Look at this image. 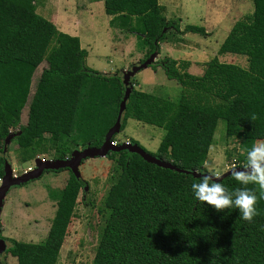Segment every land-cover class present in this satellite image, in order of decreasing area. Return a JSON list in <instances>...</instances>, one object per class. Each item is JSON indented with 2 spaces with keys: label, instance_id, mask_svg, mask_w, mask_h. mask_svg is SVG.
<instances>
[{
  "label": "trees",
  "instance_id": "16d2710c",
  "mask_svg": "<svg viewBox=\"0 0 264 264\" xmlns=\"http://www.w3.org/2000/svg\"><path fill=\"white\" fill-rule=\"evenodd\" d=\"M41 1L0 0V107L6 125L2 136L5 141L9 132L15 135L21 163L49 152L52 160H62L78 148L100 147L125 91L121 74L88 68L79 38L56 30L45 52L46 68L29 100L37 66L12 47ZM103 1L111 17L109 27L137 36L145 50L141 63L159 54L160 44L181 43L178 35H207L195 25L181 30L180 19L168 20L158 0ZM252 3V13L235 22L218 49V55L247 58L246 68L214 57L196 76L180 72L177 61L168 57L150 64L181 86L177 100L137 90L130 83L119 132L128 119L162 129L157 153L151 155L187 173L157 167L127 151L109 152L106 157L115 162L116 176L103 201L109 214L91 264H264V199H258L259 215L250 223L239 210L217 212L191 191L200 179L191 172L204 171L219 120L225 122V137L239 140L245 155L257 140H264V0ZM26 105L27 120L22 124ZM3 149L4 142L0 176L6 159ZM68 172L64 187L52 198L56 210L45 240L12 241L8 247L6 253L17 264L57 263L83 187L82 179ZM219 182L229 191L241 187L232 174ZM248 187L259 198L257 186Z\"/></svg>",
  "mask_w": 264,
  "mask_h": 264
},
{
  "label": "rangeland",
  "instance_id": "374dc122",
  "mask_svg": "<svg viewBox=\"0 0 264 264\" xmlns=\"http://www.w3.org/2000/svg\"><path fill=\"white\" fill-rule=\"evenodd\" d=\"M158 3L165 8L168 20L180 19L181 30L186 25H195L203 27L207 35L185 33L177 36L183 39L181 43L160 44L159 54L153 63L168 57L177 61L180 72L189 68L188 72L197 76L203 73L205 63L214 57L222 63L247 67V58L218 55V49L235 22L252 13V0H158ZM110 19L105 14L103 0L41 1L36 11L29 14L24 29L16 34L12 47L16 55L37 66L32 76L29 100L41 71L46 68L45 52L51 46V36L56 30L79 38L80 46L87 52L85 65L98 73H119L122 76L133 65H140L145 50L141 49L137 36L110 28ZM130 83L137 90L170 100H177L182 91L179 84L166 78L159 66L140 70ZM27 110L28 105L21 113L22 124L26 122ZM5 131L0 107V144L4 142L2 135ZM163 134L162 129L128 119L126 127L116 134L113 142L120 145L134 141L148 153L156 154ZM11 135L9 132L8 136ZM14 138L10 139L4 157L14 170L12 175L19 177L29 168H35V159L21 163V152ZM52 158V152L38 157L41 160ZM246 162L240 141L226 138L225 122L219 120L204 171L197 173L213 175L220 171L223 175L233 169L244 168ZM78 170L83 187L77 196L74 216L56 264H91L100 231L109 214L103 207V201L116 176L115 162L107 157L88 158ZM68 177V170L45 171L38 179L8 190L0 212L1 237L8 246L12 241L42 243L45 240L56 210V201L51 203L52 198L55 191L64 187ZM0 264H17V260L5 253L0 256Z\"/></svg>",
  "mask_w": 264,
  "mask_h": 264
},
{
  "label": "water",
  "instance_id": "95a60500",
  "mask_svg": "<svg viewBox=\"0 0 264 264\" xmlns=\"http://www.w3.org/2000/svg\"><path fill=\"white\" fill-rule=\"evenodd\" d=\"M158 56V53L155 52L149 56L147 60H145L140 65H133L130 69H127L122 74V83L125 88L124 96L122 101L119 104V109L117 112L116 119L113 125L108 129L104 136V141L100 147H86L83 149H76L74 150L70 157L66 159H56V160H41L36 158L35 159V168L32 171H28L19 177H13L12 175V168L11 164L8 162L7 159H4V167H3V178H2V185L0 187V212L3 207V200L11 187H18L22 186L30 181L36 180L45 171H58L67 169L69 170L76 179H80L81 175L78 170L81 163L88 158H96V157H106L109 152L119 153L121 151H127L129 153L139 155L145 162L156 165L157 167L168 169V170H175L177 172H185L180 169L175 168L170 163L163 162L156 157L152 156L150 153L145 151L142 147H140L136 143H122L120 145H115L112 143V138L114 135L118 134L123 121V116L126 109V102L130 94V80L133 76L139 72L140 70L149 67L150 64L153 63V60ZM15 135L8 136L4 141V149L3 154L7 151V145L11 138ZM237 171L244 170V168L235 169ZM187 173V172H185ZM194 177H201L207 173H197L191 172ZM232 174V170L226 174L221 176V179L226 175ZM209 175V174H207ZM8 244L6 241L1 237V225H0V256L4 255L7 252Z\"/></svg>",
  "mask_w": 264,
  "mask_h": 264
},
{
  "label": "clouds",
  "instance_id": "9594fccd",
  "mask_svg": "<svg viewBox=\"0 0 264 264\" xmlns=\"http://www.w3.org/2000/svg\"><path fill=\"white\" fill-rule=\"evenodd\" d=\"M255 118V116L252 117V119ZM246 161L244 170H232L234 180L241 187L229 191L219 182L222 176L220 171L213 175L205 174L200 177L199 182L191 185L195 199L214 208L217 212L235 208L242 214L241 218L244 221L251 223L259 215L258 199H264V140H257L251 148L246 150ZM249 185L257 186L259 198L256 192L248 187Z\"/></svg>",
  "mask_w": 264,
  "mask_h": 264
},
{
  "label": "crops",
  "instance_id": "0c3cea01",
  "mask_svg": "<svg viewBox=\"0 0 264 264\" xmlns=\"http://www.w3.org/2000/svg\"><path fill=\"white\" fill-rule=\"evenodd\" d=\"M81 48H82V47H81ZM137 58H138V57H137ZM137 58H136V59H137ZM136 59H134V61H135ZM207 63H208V62H206L205 65H206ZM189 67H190V66H189ZM204 67H205V66H204ZM188 69H189V68H188ZM188 69H187L185 72L189 73V72H188ZM203 70H204V69H203ZM137 73H138V72H137ZM137 73H136V74H137ZM136 74H135V75H136ZM189 74H191V73H189ZM135 75H134V76H135ZM134 76H133V78H134ZM196 76H197V75H196ZM133 78H132V80H133ZM27 111H28V110H27ZM26 120H27V118H26ZM25 123H26V122H25ZM61 189H62V188H61ZM50 201H51V200H50ZM51 203H55V202H54V201H51ZM0 225H1V224H0Z\"/></svg>",
  "mask_w": 264,
  "mask_h": 264
},
{
  "label": "built area",
  "instance_id": "2783aa9c",
  "mask_svg": "<svg viewBox=\"0 0 264 264\" xmlns=\"http://www.w3.org/2000/svg\"><path fill=\"white\" fill-rule=\"evenodd\" d=\"M113 144H115L114 142H112ZM116 145V144H115ZM32 170V168H29L27 171H31ZM2 178H3V176H0V187H1V185H2Z\"/></svg>",
  "mask_w": 264,
  "mask_h": 264
}]
</instances>
